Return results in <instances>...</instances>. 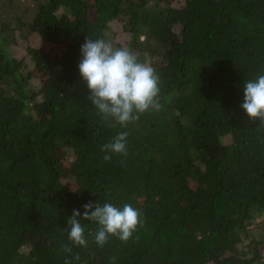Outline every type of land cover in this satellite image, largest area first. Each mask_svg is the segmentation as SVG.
<instances>
[{
	"label": "trees",
	"instance_id": "16d2710c",
	"mask_svg": "<svg viewBox=\"0 0 264 264\" xmlns=\"http://www.w3.org/2000/svg\"><path fill=\"white\" fill-rule=\"evenodd\" d=\"M177 1L0 0V264H264L251 236L264 232V124L241 107L264 74V0ZM17 32L42 39L33 69L10 49ZM86 37L150 63L162 109L102 121L78 70ZM124 131L127 156L106 162ZM89 202L131 204L143 226L99 247ZM74 210L87 246L68 254Z\"/></svg>",
	"mask_w": 264,
	"mask_h": 264
},
{
	"label": "clouds",
	"instance_id": "9594fccd",
	"mask_svg": "<svg viewBox=\"0 0 264 264\" xmlns=\"http://www.w3.org/2000/svg\"><path fill=\"white\" fill-rule=\"evenodd\" d=\"M82 59L78 64L79 73L90 91L88 99L98 110L102 121L115 127L127 128L138 122L141 115L162 109L160 100V77L150 63L141 62L134 50L114 47L104 39L86 37L81 46ZM244 102L241 107L253 121L264 124V74L244 84ZM114 122V123H113ZM128 132L118 133L111 142L102 146L107 162L112 154H128ZM83 220L95 222L98 227L95 242L104 247L110 237L127 243L138 227L143 226V214L131 204L117 207L113 203L84 205ZM81 213L74 210L68 220V236L71 245L65 244L62 251L72 253V246H87L85 226L80 222ZM79 260V256L74 257ZM115 257L112 264H115ZM64 264H72L68 258Z\"/></svg>",
	"mask_w": 264,
	"mask_h": 264
},
{
	"label": "rangeland",
	"instance_id": "374dc122",
	"mask_svg": "<svg viewBox=\"0 0 264 264\" xmlns=\"http://www.w3.org/2000/svg\"><path fill=\"white\" fill-rule=\"evenodd\" d=\"M17 3L18 1H21V3L23 5H27V4H32L33 0H15ZM174 5L176 7H179L182 5V1L178 0L177 2L174 3ZM16 13L13 12L14 15H17L19 13L18 8H15ZM9 13V12H8ZM0 16L2 18H6L7 17V13H0ZM117 30V42H120L121 44H125V42L128 41L129 35L126 33H121L118 32V28L116 27ZM17 43L15 45H13L10 49L12 50V52L15 54V57H17L20 60H24L26 61L25 63L27 64V66L29 67V69H33L34 68V64L32 62L31 57L28 55L27 49L29 47L31 48H40L42 46V39L40 36L38 35H32L28 40H23L20 37V34L17 32ZM35 84H38L37 80H34ZM192 186L196 188V183H192ZM251 236L255 237L257 239H261V237H264V232H262L263 228H260V223L257 222L256 225L254 227H251ZM260 229V230H259ZM248 242H246L247 244ZM264 253V251H263Z\"/></svg>",
	"mask_w": 264,
	"mask_h": 264
}]
</instances>
